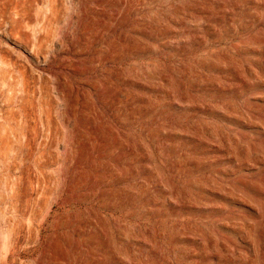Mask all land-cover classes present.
<instances>
[{
  "label": "rangeland",
  "instance_id": "1",
  "mask_svg": "<svg viewBox=\"0 0 264 264\" xmlns=\"http://www.w3.org/2000/svg\"><path fill=\"white\" fill-rule=\"evenodd\" d=\"M0 264H264V0H0Z\"/></svg>",
  "mask_w": 264,
  "mask_h": 264
},
{
  "label": "bare ground",
  "instance_id": "2",
  "mask_svg": "<svg viewBox=\"0 0 264 264\" xmlns=\"http://www.w3.org/2000/svg\"><path fill=\"white\" fill-rule=\"evenodd\" d=\"M11 118V117H10Z\"/></svg>",
  "mask_w": 264,
  "mask_h": 264
}]
</instances>
